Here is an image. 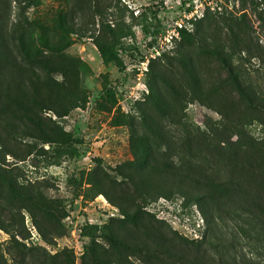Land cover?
<instances>
[{"label": "rangeland", "instance_id": "1", "mask_svg": "<svg viewBox=\"0 0 264 264\" xmlns=\"http://www.w3.org/2000/svg\"><path fill=\"white\" fill-rule=\"evenodd\" d=\"M0 28L31 77L0 58V264H264V0H0Z\"/></svg>", "mask_w": 264, "mask_h": 264}, {"label": "trees", "instance_id": "2", "mask_svg": "<svg viewBox=\"0 0 264 264\" xmlns=\"http://www.w3.org/2000/svg\"><path fill=\"white\" fill-rule=\"evenodd\" d=\"M181 35H182L183 41H187V40H190L192 38V35L186 30H181ZM9 54H11V52L9 50V47L6 44V39H5L3 28H0V58L4 57L6 66H8L12 63L13 67H15L16 71L18 72V75L21 78H24V79L31 78L29 72H28L27 76L24 77V75L26 74V70L23 68V66L20 64V62L18 61V59L16 57L12 56V58H10ZM19 54H20V56H23L29 60H31V58H35V61L37 63H42V64L45 63V62H43L46 59L45 53L42 50L37 49L35 44L32 43V40H27L26 42L22 43V47H21V49H19ZM33 74H35V73H33ZM79 144H81V143H78V145ZM69 148H70V151H71L73 157H75V158L80 157V150L79 149L75 148L73 145L70 146ZM160 163H163V162L159 161V159H157V156L154 155V187L156 188L155 192H157L159 194V196H165L166 192L171 191L173 193V191L175 190V188L173 189V186H175L176 184L173 181V177L176 176L177 172L175 170H170V169H168L167 171L160 170L158 168ZM196 172H197L196 169H191L190 172H187V174H189V173H195L196 174ZM0 181L3 183L9 184V186L12 185L10 180L5 176L0 175ZM167 183H170L169 184L171 186L170 188H164V186L167 185ZM224 189H226L225 186H224ZM238 192L240 193V197H242V195L244 194V191H242L240 189ZM210 195H217V193H215V190L212 187H210ZM215 198L216 197H213L212 199L214 200ZM214 201H216L215 203H216L218 209L221 210L220 203L217 200H214ZM239 216L241 218H244L243 216H245V215L240 214ZM87 231H86V235L91 236V234H90L91 231H88V232ZM213 237H214V239L219 240L220 242H227L223 236L217 235L216 233H214ZM235 241L236 240H234L233 242H235ZM229 246H230V248H233L232 244H230ZM173 254L177 257H180V259L185 260V262H184L185 264H244L241 262L231 261V260H227L224 262H215V261L208 262L201 255H193V256L188 257L185 255V253H178L177 251L174 252ZM245 264H260V263L251 262V263H245Z\"/></svg>", "mask_w": 264, "mask_h": 264}, {"label": "built area", "instance_id": "3", "mask_svg": "<svg viewBox=\"0 0 264 264\" xmlns=\"http://www.w3.org/2000/svg\"><path fill=\"white\" fill-rule=\"evenodd\" d=\"M181 30H184V26L178 23L175 29L168 31V35L165 37L163 52H171L175 49L177 41L182 39ZM154 51V55H160L162 53L158 48L154 49Z\"/></svg>", "mask_w": 264, "mask_h": 264}]
</instances>
